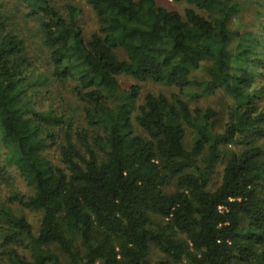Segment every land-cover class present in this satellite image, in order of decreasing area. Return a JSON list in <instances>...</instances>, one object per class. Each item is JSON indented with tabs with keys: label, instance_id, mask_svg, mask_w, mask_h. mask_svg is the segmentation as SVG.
Listing matches in <instances>:
<instances>
[{
	"label": "trees",
	"instance_id": "16d2710c",
	"mask_svg": "<svg viewBox=\"0 0 264 264\" xmlns=\"http://www.w3.org/2000/svg\"><path fill=\"white\" fill-rule=\"evenodd\" d=\"M74 1L21 0L48 73L0 4V264H264V47L237 0H81L89 37Z\"/></svg>",
	"mask_w": 264,
	"mask_h": 264
},
{
	"label": "rangeland",
	"instance_id": "374dc122",
	"mask_svg": "<svg viewBox=\"0 0 264 264\" xmlns=\"http://www.w3.org/2000/svg\"><path fill=\"white\" fill-rule=\"evenodd\" d=\"M154 1L159 7L165 8L167 10L177 11L180 14H183L185 9L190 8L186 3L175 2L174 0ZM237 2L240 6V12L239 15L232 20L230 28L239 32L248 31L249 33L255 34L256 37H258L257 49L261 50L262 47H264V0H237ZM0 4L4 5L2 10L9 17V23L11 27L26 39L30 49L31 43L36 41L38 27V21L36 20L37 18L35 19L28 17V10L23 5L21 0H0ZM72 4L80 9L79 23L82 30L84 31L85 36L89 37L97 30V20L93 11L81 0L74 1ZM33 45L34 46L31 47L33 54H35L34 58L37 60L38 65H43L40 58L45 61V55H47V53H45L41 48L35 46V44ZM116 53L119 59H125L124 52L118 50ZM43 66L44 71L47 72V64H44ZM119 81L121 88L124 89L129 88L135 83L132 79L123 76L119 78ZM261 83L264 84V79H261ZM48 86L50 93L52 92L54 95L65 97L66 102L63 106L75 111L76 104H73L70 101L71 98L69 97L68 86L66 84H54V82L51 81ZM141 88L142 93L148 91L153 94L165 95H169V93H171L173 90L172 88L163 85H153L150 83L141 84ZM198 104L202 107H211L214 110L223 112V109L226 106V99L223 95L217 94L207 100L200 101ZM187 136L188 138L190 137L189 135ZM16 185L20 188L22 187L21 183L19 182H17ZM27 215L35 225L37 222V214ZM156 256L158 257L159 255L154 252V258Z\"/></svg>",
	"mask_w": 264,
	"mask_h": 264
}]
</instances>
